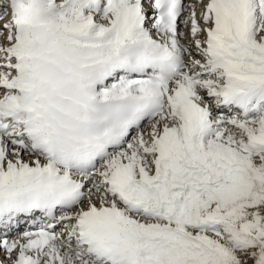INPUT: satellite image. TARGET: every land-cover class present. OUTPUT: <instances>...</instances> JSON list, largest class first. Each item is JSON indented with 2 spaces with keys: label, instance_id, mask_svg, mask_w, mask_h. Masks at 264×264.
Segmentation results:
<instances>
[{
  "label": "snow or ice",
  "instance_id": "1",
  "mask_svg": "<svg viewBox=\"0 0 264 264\" xmlns=\"http://www.w3.org/2000/svg\"><path fill=\"white\" fill-rule=\"evenodd\" d=\"M0 264H264V0H0Z\"/></svg>",
  "mask_w": 264,
  "mask_h": 264
}]
</instances>
